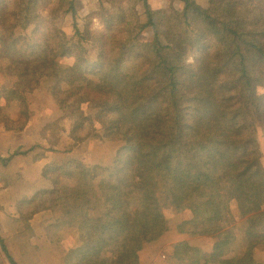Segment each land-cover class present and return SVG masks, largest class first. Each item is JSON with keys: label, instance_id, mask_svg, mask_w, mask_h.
I'll return each mask as SVG.
<instances>
[{"label": "trees", "instance_id": "16d2710c", "mask_svg": "<svg viewBox=\"0 0 264 264\" xmlns=\"http://www.w3.org/2000/svg\"><path fill=\"white\" fill-rule=\"evenodd\" d=\"M78 1L0 0V48L9 61L0 72L17 82L0 92L14 98L20 115L15 121L0 106V127L23 130L29 119L26 96L51 79L48 98L56 111L80 119L82 105L94 104L103 115L102 137L116 144L112 167L75 162L67 174L87 188L103 176L104 211L76 249L73 264H135L143 246L168 228L159 187L178 212L192 213L180 233L216 235L226 245L239 222L261 234L264 244L259 202L264 169L246 115L253 108L264 124V96L256 92L264 84V0H209L231 3L228 22L194 0H181L183 10L170 14L152 13L147 0H100L67 40L58 23L66 15L78 19ZM140 4L144 15L137 12ZM94 20L100 29L92 27ZM146 28L154 32L151 42L137 39L136 32ZM130 59L141 61L135 74L124 72ZM200 71L204 81L196 85ZM17 154L0 159L1 165ZM55 192L37 193L21 212L29 215L26 206ZM256 243L240 258L220 263L252 264ZM0 249L16 264L1 237ZM174 255L179 264H210L212 257L187 242L177 243Z\"/></svg>", "mask_w": 264, "mask_h": 264}, {"label": "crops", "instance_id": "0c3cea01", "mask_svg": "<svg viewBox=\"0 0 264 264\" xmlns=\"http://www.w3.org/2000/svg\"><path fill=\"white\" fill-rule=\"evenodd\" d=\"M44 94L45 89L43 92L41 89L31 99L26 96L29 119L23 130L13 132L0 127V159L19 152L6 166L0 162V237L16 264H67L64 253L83 245L87 229L69 231L63 226L70 225L72 218L85 224V216L91 219L99 213L93 211L92 205L89 212L88 206L81 208L68 200L53 207L38 208L29 215L21 212V205L39 192L52 193L62 185L76 188V180L67 175L73 163L87 168L109 167L115 157L116 144L102 137L101 124L93 127L95 134L75 142V121L56 111L48 98L41 102L36 99ZM100 181L94 180L93 187L99 188ZM167 208L168 212L164 211L167 231L156 242L143 246L135 264H179L174 247L180 242H187L190 248L216 258V264L240 258L246 245L257 242L252 251V264H264V244L256 233L244 230L245 244L241 247H235L238 239L224 245L214 235L180 233L179 226L190 222L192 213ZM2 256L4 264H9Z\"/></svg>", "mask_w": 264, "mask_h": 264}, {"label": "rangeland", "instance_id": "374dc122", "mask_svg": "<svg viewBox=\"0 0 264 264\" xmlns=\"http://www.w3.org/2000/svg\"><path fill=\"white\" fill-rule=\"evenodd\" d=\"M99 1L100 0H79L78 1L79 2V4H78V6H79V12H78L79 17H78V19L76 20L75 18L73 19L72 16L66 15V16H64L62 21H59L58 24H60L61 30L64 31L67 40L73 38L75 27L79 26V28L82 29L83 18L86 17L88 14H90L92 11L97 9V7L99 5ZM194 1L197 3L198 6L207 10L209 12V14L219 18L220 20L228 22V21H231L233 19V14L231 11V3L229 1H222L219 3H213V4H211L209 2V0H194ZM147 7H149L150 11L154 14H170L173 11L183 10V3L181 0H147ZM137 12L144 15L143 6L141 4L139 6V11H137ZM91 25L94 29H96V28L100 29L101 28L100 24L96 20H94L91 23ZM19 33H21V32L19 31ZM136 34H137V39H139L141 42H151L154 38V32L151 28H146L144 30L138 31V32H136ZM2 50L3 49L0 48V71L4 70L6 65L8 67V63H9L8 59H6V53L2 52ZM91 56H92V59H94L96 56V53H94V52L91 53ZM67 60L68 59H66V61ZM124 66H125L124 67L125 73L135 74L141 66V61L139 59H130L125 63ZM9 75H10L9 73L1 74V72H0V89L2 86L10 87L11 89H13L16 86L17 82H16L15 78H13ZM204 75H205V73H203L201 71L197 73V75L194 79L196 85H201L203 83V81H204L203 76ZM51 87H52V80L51 79H43L39 85L38 91H41V89H42V92H43V90L45 89V94L43 95V97L36 96V99L40 102L47 99L49 97L48 96V90ZM38 91H37V93H38ZM256 92H257V95L263 97L264 96V84L258 86L256 89ZM28 96L31 99L33 95H28ZM7 98H9V100H7ZM48 100H49V98H48ZM49 102H50V100H49ZM0 106L3 107L1 112L4 115L7 114V112H8V115L10 118L14 119L15 121H17L19 119L20 115L18 114L19 109L17 107L16 101L14 100L13 97H7L5 92H2V93L0 92ZM54 107H56V106H54ZM81 109H82V113H83L82 117L80 119H74L75 123L78 125V128L76 129V132H75V136H76L75 142L77 140H80V139H83V138H86L88 136H92L93 134H95V130H92L93 127L95 126V124L98 123V124L102 125V123H103V115H101L100 109L97 106H95L94 104L86 103V104L82 105ZM60 112L65 116L67 115L66 113H68V112H63L61 110H60ZM246 115H247L249 122L254 124V129H255L254 137L257 138L259 148L261 151V157L259 158L260 159V166L264 169V157H262V155L264 154V124L258 120L256 113H255V110L253 108L248 107ZM181 147L183 149L182 155H181V150H180ZM179 148H180L179 149V152H180L179 156L185 155L186 149H184L183 145H180ZM115 149H116V147H115ZM112 165L109 167H112ZM97 179L102 180L103 176L99 177ZM71 190H74V191H72L73 193L71 192ZM163 191H164V188L159 187V190L157 192L159 203H160L162 209H164L163 212L166 210L168 212L167 207H169V210H171L172 208L174 210L177 209V207H179V206L175 203V201L173 199L172 200L169 199L165 195V192H163ZM78 194L80 197H78ZM99 195H100V189L95 187V186L93 187V181L91 183V186L88 188H87V186H83V185L79 186L76 184V188L68 189L62 185L60 188H57L55 194L52 196L40 195L39 198L37 199V201H33L32 203H30V205L26 206L24 211L28 210L29 211L28 213H30L31 211L34 212L38 208H43V207L46 208V206L53 207L58 202H66V200H68L71 202L74 201L73 203L78 204L79 207L81 206V208L88 206V208L90 209L89 212H91L90 207L92 205L93 211L95 213H100V212L104 211L105 207H104L103 200L99 199ZM259 200H260L259 201L260 206L264 210V195L260 196ZM132 202L133 201H130V204H129L131 207L136 205V203H132ZM169 203H170V205H169ZM84 209H86V208H84ZM164 215H165V212H164ZM96 217L98 218L99 216L96 215ZM96 217H92V218H96ZM88 218H89L88 216H85V220H86L85 224L82 223V221L81 222L80 221L75 222V218H72V220H69L70 225H64L63 227H64V229H67L69 231H74L76 229H81V228L85 229L86 228L87 234L83 239V244H84V243H86V241L90 235V228H89V227H91L90 225H95V226L99 225V224H96L93 222L94 219H92V218L88 219ZM240 224H239V222L236 224V228L232 231L233 233L227 238V241H228L227 244H229V243L232 244V240L235 241L236 239H238L237 242L234 243V244H236L235 247L244 246V244H245V239H244L245 238L244 237L245 232H244V230L247 232V229L245 228V224H243V223H240ZM237 228L239 229L238 231H236ZM240 228H241V230H240ZM227 229L229 230V228H227ZM236 233H238V235H236ZM210 235L213 236L212 234H210ZM214 236H216V235H214ZM257 239H259V241L261 240V234H257ZM246 248H247V245H246ZM75 251H76V249L70 250V251L68 250L67 252L64 253V258L67 257V264H73V260H71V259L75 255ZM2 255L5 256L3 251H1V249H0V264H4ZM215 260H216V258H214V259L211 258L210 264H216L217 261H215Z\"/></svg>", "mask_w": 264, "mask_h": 264}]
</instances>
